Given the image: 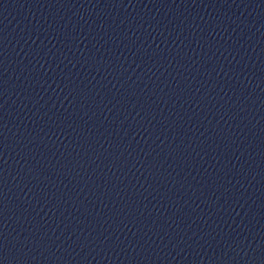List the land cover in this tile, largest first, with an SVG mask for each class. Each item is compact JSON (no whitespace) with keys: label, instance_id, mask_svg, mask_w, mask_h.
Masks as SVG:
<instances>
[{"label":"water","instance_id":"water-1","mask_svg":"<svg viewBox=\"0 0 264 264\" xmlns=\"http://www.w3.org/2000/svg\"><path fill=\"white\" fill-rule=\"evenodd\" d=\"M0 264H264V0H0Z\"/></svg>","mask_w":264,"mask_h":264}]
</instances>
